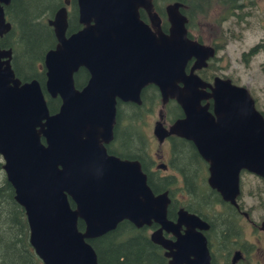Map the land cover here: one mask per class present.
I'll return each mask as SVG.
<instances>
[{
  "label": "water",
  "instance_id": "obj_1",
  "mask_svg": "<svg viewBox=\"0 0 264 264\" xmlns=\"http://www.w3.org/2000/svg\"><path fill=\"white\" fill-rule=\"evenodd\" d=\"M9 2L0 0V36L11 28L4 14ZM63 3L47 20L56 43L44 53L42 85L18 78L11 50L0 49L1 168L24 211L28 244L42 264H100L87 240L127 220L137 228L158 226L149 239L166 250L168 264H210L202 234L208 223L184 208L167 218V192L153 193L140 163L106 154L102 143L112 136L116 99L139 104L147 83L157 87L162 104L173 98L182 116L167 127L155 121L152 134L158 141L169 135L190 141L207 162L208 186L232 205L241 170L264 179L262 113L244 86L218 76L208 84L192 73L214 48L188 36L180 1L164 5L163 32L153 0H77L83 26L70 34L68 0ZM78 68L88 79L75 88ZM44 93L58 97L55 112ZM207 98L211 111L200 103Z\"/></svg>",
  "mask_w": 264,
  "mask_h": 264
},
{
  "label": "trees",
  "instance_id": "obj_2",
  "mask_svg": "<svg viewBox=\"0 0 264 264\" xmlns=\"http://www.w3.org/2000/svg\"><path fill=\"white\" fill-rule=\"evenodd\" d=\"M60 1L61 0L50 1L46 6L43 3V0H11L10 4L5 7V15L11 18L10 13H13L15 16V19L12 18L13 22H16L15 20L18 22L21 21L19 25L23 23L24 27L23 32L21 31L20 37L16 36V38H11L13 36L15 27V24L11 23V29L0 41V44L3 45V47L11 48V66L15 75L21 80L35 78L40 82V84H42L44 81L42 59L44 53L53 46L54 38L51 28L45 22L41 21L40 17L45 12L50 11L49 6H54L52 10L57 9ZM165 1L167 0H162V2L160 1L162 6L166 4ZM171 1H180L182 3L181 11L187 17V30H189L191 27L190 22L194 14L200 15L204 12L206 13L208 12L210 6L213 5V0ZM216 2V4H218L223 11L220 16V21H224L231 16H238L242 18L243 14L249 15L248 7L252 5L251 0H246L245 3L243 0H216ZM153 4L155 10L162 18V27H167V22L164 16V8H159L157 6L158 0H153ZM243 9H245L244 12L242 11ZM141 15L144 17L142 12ZM71 20L72 17L71 14H69L68 21ZM34 28L37 30V32L34 30ZM16 29L17 27H15V30ZM40 29H42V31L44 29H48V31H43V34L40 35ZM70 30L69 24L67 32H70ZM25 31H27L30 35L24 34ZM48 36H51V43ZM195 39L199 42H202L199 38ZM19 44L24 45L22 53L17 51V46ZM206 44L211 45L215 51L220 47V45L215 43ZM260 46L263 45H257L249 49L248 53L254 54L257 48ZM214 60L215 56L210 59L208 64L211 66V63H213ZM79 74H83V71H79ZM79 85V79H76L75 86L78 87ZM45 97L49 112H55L59 105L58 97L49 98L46 95ZM149 101L150 99L148 100L144 98L142 99V103L139 106H133V109H135L136 113H131L129 109L131 115H127V120L130 122L132 117L134 118L137 114L139 115L142 113V110H147V107H149ZM157 102L160 103L159 98L155 96L153 105L157 104ZM254 105L257 109L256 104ZM171 108H175V113L170 110ZM167 109L168 112H171V117H175L179 113L178 108L173 104H168ZM171 117L167 116V119ZM135 130L125 129L124 131H121L120 138L125 145H127V143H131L132 140H137L139 142L138 144L136 141L138 145L137 147L139 149L138 153H141L142 137L137 134ZM190 144L191 143L189 141L179 137H173L171 140V162L169 165L175 169L177 168L179 172L183 173V176L186 178V180L193 179V174L197 170L199 172H205L204 162L198 157ZM184 152L185 155H183ZM186 158H188L189 161H187ZM187 162H192L193 166L191 169L189 168V164ZM1 165L2 161L0 157V264H42L28 244V228L25 221L24 211L22 207L19 206L13 199L12 187L7 182ZM141 168L146 174L147 184L154 193L164 190L169 191L166 183V177H154V175L147 169L143 162H141ZM190 196L192 197L191 200L197 196L199 198H204L201 203V207L203 210L209 212V214H203V219H206V221L211 223V225H213V222L218 221L216 214L211 212L212 205L218 202V196L213 191L206 190L204 183H200L190 193ZM2 204L3 206H1ZM195 205L191 207L187 205L186 207L190 211L199 213L200 209H197ZM171 212L172 210L170 206V208H167L168 218L171 215ZM233 219L235 218L233 217ZM224 224L227 225L225 221ZM77 227L79 229L82 228L81 221L77 222ZM146 231L147 230L144 227L136 228L127 220H122L113 230L87 241L94 249L97 262L100 264H163L162 258L156 254V249L148 240ZM218 239L219 245L228 243V239H226V237L223 235Z\"/></svg>",
  "mask_w": 264,
  "mask_h": 264
},
{
  "label": "flooded vegetation",
  "instance_id": "obj_3",
  "mask_svg": "<svg viewBox=\"0 0 264 264\" xmlns=\"http://www.w3.org/2000/svg\"><path fill=\"white\" fill-rule=\"evenodd\" d=\"M63 2H64V0L60 1L58 4V7L65 5ZM9 4H10V2H9ZM8 5L4 6V14H5V7H7ZM65 8H66V11L70 12L71 17H72L71 21H68V19H67V28H68V25L70 24L71 30H70V32H67V28H66V34H70L72 32L79 30L83 25L78 21L77 0H68V4L65 6ZM69 8H70V10H69ZM57 9L47 11L51 15H49V17L46 18V20H45L46 24H47V20L52 18L54 12ZM140 17L146 21L145 17H142L141 14H140ZM5 18L7 20L6 15H5ZM8 22L11 25V22L10 21H8ZM186 28H187V25H186ZM161 30L163 32H167V27H162V20H161ZM8 32L3 33L0 36V41L3 37H5L7 35ZM51 32H52V28H51ZM187 34L191 38V35L188 32V30H187ZM52 35H53V32H52ZM53 38H54V35H53ZM55 43H56V40L54 38L53 46L55 45ZM53 46L50 48H53ZM0 49H10L11 50V48L3 47V45H1V44H0ZM11 56H12V51H11ZM193 61H194L193 58H190L187 60L185 66H184L185 74L186 73L188 74L190 72V67L193 64ZM208 62H209V59H207L206 64L204 66H201L200 68L194 69L192 71V73L196 74L205 83L212 84L213 78L217 77V75H215V71L208 64ZM10 63H11V57H10ZM79 71H83V74H79ZM218 77H220V76H218ZM76 79H79L80 85L78 87L75 86V80ZM87 79H88L87 71L84 68H78V70L73 74V82H74L75 88H80L81 86H83L85 84V82L87 81ZM179 86H181V83H179ZM204 90L206 92H208L209 88L205 87ZM155 96L160 98L157 87L152 83L145 84L139 90V98L141 100L140 104L142 103V99H144V98L148 99V100L150 99V101L148 102V104H149V107H147L148 109H150V107L153 105ZM168 103H173L178 108L179 113L177 116L171 117V112H168V109L165 108V106ZM200 103L201 104L208 103L209 104L208 110L211 111V103L212 102H211L210 98L202 99V100H200ZM140 104H136V103L131 102V101H121V100L116 99L115 117H114V122L112 124V136L108 141L102 143L106 154L115 156V157L119 158L120 160H125V159L126 160H137L140 163V165H141V162H143V164L147 163V166L150 169V170L149 169L148 170L153 175H155L156 178L166 177V179H167L166 183H167V186L169 188V191L166 190L168 198H169L168 208H170V206H171V210H172L171 215L169 216V219H171V220L175 219L176 211L179 208H184L188 212L195 213L201 219H203L202 218L203 213L201 211L199 213H196L194 211H190L186 207L187 205L184 204V202H182V201L179 202V200H177V199L174 202V199H175V197H177V193H179V195H181L183 199H190L191 200L192 197L190 196V193L196 188L197 185H199L200 183H204L206 190H208V191L211 190L218 196V200H217L218 202L216 204H213L212 206L215 205L218 207L216 210L217 212H215V214L218 217V220L221 217H223L221 219L222 224L225 225L224 221L227 223V228H226V230H224L226 232L223 234V236H225L226 239H228L227 240V242H228L227 247H229L225 251H223L224 255H222L223 252H221V249H218V247H220L219 244H217L218 247H215V248L213 247L215 245H214L213 241H211V238H210V232L212 231L213 225H211V223H208L206 221V219H203L204 221H206L208 223V228L206 230H203L202 234L206 238L207 249H208V253L210 256V264H230V261L234 255V252H238V254H239L238 258L236 259L234 264H264V228L262 226V223L264 222V179L257 177L256 175H254L252 173H249L255 179H257L258 183L256 182L254 184L255 185L254 188L252 190H250V192L247 194L248 203L246 205H244L243 193H241L242 181L240 179L239 180L240 193L236 197V204L232 205L227 201H223L220 198L219 194L214 189H212L208 186L207 180H206L207 176H208L207 164L202 159L201 160L205 164V169H206L205 172H199L198 170L195 171L193 174V179H191V180H186V178L183 176V173L179 172L177 168H176L177 169L176 170L175 168L171 167V165H169L171 162L170 161V159H171V140L175 136L169 135L166 138H164V140H163V141L168 140V142H169L170 155H169V160H168L167 164H164L163 162H158L156 164V161H159V160H157V158H155V157L153 159L149 155H147V153H145V151L142 149V146H141V153H138L139 151L126 149V145L122 142V139L120 138V133H121V130H123V128H124L123 125L125 127L126 126L132 127L133 125L130 124V122L128 120L126 122H124L123 124H120V121H119L120 116L119 115L123 111V107H121V106H126V108L129 109L130 107L133 108V106H139ZM163 107H164L163 109H165V110H164V112L162 110V114H161L162 117L161 118L163 119L164 126H168L175 119L182 116V112H181L180 108L178 107V105L175 103V101L173 99L168 98L167 102L164 104ZM166 115L171 117V118L167 119ZM190 145L192 146L193 150L195 151L193 145L192 144H190ZM198 157H199V155H198ZM151 165H153L152 166L153 169L151 168ZM167 170H168V173L166 175H159V172H161V171L166 172ZM156 175H158V176H156ZM174 195H175V197H174ZM173 197H174V199H172ZM198 206L200 208L201 204ZM200 209H202V207ZM233 217L235 219H233ZM237 218L245 221V231H244V233H243V231L242 232L240 231L241 234L245 235V238L242 237V239H240L239 236H236V237L233 236V234L237 233V226H236V219ZM157 227H158L157 225L151 224L149 226L148 231L151 232L152 230L156 229ZM182 230L183 229H181L180 231L182 232ZM163 236L165 238L169 239L171 242L174 241V237L171 234L163 232ZM229 237H231V238L229 239ZM218 238H219V236H218ZM148 240L156 249V251H155L156 254H158L159 257L162 258V263L168 264V257L166 255H164V252L166 250L161 245L152 242L149 239V236H148ZM225 248H226V246H225ZM214 251H217V252L219 251L221 253H219V252L216 253ZM220 258L222 259V261L220 260Z\"/></svg>",
  "mask_w": 264,
  "mask_h": 264
},
{
  "label": "rangeland",
  "instance_id": "obj_4",
  "mask_svg": "<svg viewBox=\"0 0 264 264\" xmlns=\"http://www.w3.org/2000/svg\"><path fill=\"white\" fill-rule=\"evenodd\" d=\"M53 0H43V3L47 6V3ZM62 1V0H61ZM162 0H158L157 6L159 8L163 7L161 5ZM171 0L165 1V3ZM252 5L248 7L249 15H245L243 13L242 18L238 16H231L230 18L220 21V16L222 14L221 7L216 4V0H213V5L210 6L208 12H204L200 15H195L191 18L190 22V29L188 30L190 35L201 39L202 42L206 43H215L220 45V47L215 52V60L211 63L212 69L215 71V75L220 77H227L233 82L234 84L244 86L247 91L249 92L250 96L252 97L254 104H256L257 109L264 113V0H251ZM245 3L246 0H243ZM164 3V4H165ZM54 6H49V10H52ZM70 10V8H69ZM243 12L245 9L242 10ZM48 12H45L41 17L40 20L45 22L46 18L49 17ZM10 17L7 16L8 21L12 24H15L17 29L15 30L13 36L11 38H16L21 36V31L23 32V23L21 21L13 22L15 16L13 13H10ZM18 17V16H17ZM13 18V19H12ZM37 32V30L34 28ZM34 31V32H35ZM44 32H47L48 29H44ZM42 29L39 30L40 35L43 34ZM33 32V33H34ZM26 35H30L27 31L24 32ZM23 36V34H22ZM50 43H51V36H48ZM263 45L257 48L256 52L253 54H249V49L257 46ZM17 51L22 53L24 49V45H18ZM123 107V112L119 115L120 116V124H123L127 121V115H131V113H136L135 109L133 108H126ZM120 107V108H121ZM162 105L158 102L150 107V109L142 110V113L139 115L137 114L134 118L130 120V126H124L123 130L125 129H132L135 130L137 134L142 137V149L149 155L151 158H157L156 164L158 162H163L164 164L168 163L169 155H170V148L168 140L158 142L151 133V128L154 121L161 119L160 115L162 114V110L164 112ZM173 113H175V108L170 109ZM137 141V140H136ZM135 140H132L131 143H127L126 148L130 150L138 151V145ZM139 144V142H138ZM185 155V152L184 154ZM189 161L188 158H186ZM189 168L193 166L192 162H187ZM147 169V163H145ZM153 165H151V168ZM150 170V169H149ZM206 170V169H205ZM166 172H159V175H166ZM158 176V175H156ZM153 177V175H152ZM155 177V175H154ZM240 179L242 181V188L241 193H243L244 198V205L248 203L247 194L254 188V184L257 182L252 175L246 172H242L240 174ZM258 183V182H257ZM177 193V197H174V202L177 200L184 202V204L188 206H193L195 204L200 205L204 198L194 197L193 200L190 199H183L181 195ZM192 203H191V202ZM190 202V203H189ZM195 202V203H194ZM197 205L196 208L200 209ZM3 206V204L1 205ZM217 206H212L213 213L217 212ZM203 214L208 215L209 212L200 209ZM211 215V214H210ZM217 216V215H216ZM221 217L218 221L213 222V228L210 232L211 241H213L214 248L218 247V236H222L226 231L227 225L222 224ZM221 221V222H220ZM236 226H237V233L233 234L234 237L239 236L240 239L245 238L244 234H241L240 231L244 233L245 231V221L239 218L236 219ZM146 233H149V231ZM231 237H229L230 239ZM226 248H225V246ZM228 243H224L222 246L219 245L218 249H221V252L225 251L227 248ZM225 248V249H224ZM223 249V250H222ZM218 253L217 251H214ZM219 252V253H221ZM224 255V252L223 254ZM222 261V259L220 258Z\"/></svg>",
  "mask_w": 264,
  "mask_h": 264
},
{
  "label": "bare ground",
  "instance_id": "obj_5",
  "mask_svg": "<svg viewBox=\"0 0 264 264\" xmlns=\"http://www.w3.org/2000/svg\"><path fill=\"white\" fill-rule=\"evenodd\" d=\"M69 14H70V12H68V11H66V18L69 20ZM78 70V69H77ZM76 70V71H77ZM44 95H46L45 93H44ZM46 98V97H45ZM140 168H141V165H140ZM141 170H142V168H141ZM143 171V170H142ZM105 234V233H104ZM103 235V234H102Z\"/></svg>",
  "mask_w": 264,
  "mask_h": 264
}]
</instances>
